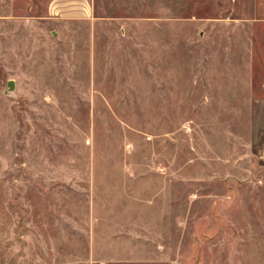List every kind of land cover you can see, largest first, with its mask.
<instances>
[{"label":"rangeland","instance_id":"rangeland-1","mask_svg":"<svg viewBox=\"0 0 264 264\" xmlns=\"http://www.w3.org/2000/svg\"><path fill=\"white\" fill-rule=\"evenodd\" d=\"M0 264H264V0H0Z\"/></svg>","mask_w":264,"mask_h":264},{"label":"crops","instance_id":"crops-1","mask_svg":"<svg viewBox=\"0 0 264 264\" xmlns=\"http://www.w3.org/2000/svg\"><path fill=\"white\" fill-rule=\"evenodd\" d=\"M84 1L87 0H52V6H59L60 4H66V3H71V2H75V3H84ZM79 5H77L76 7H78Z\"/></svg>","mask_w":264,"mask_h":264},{"label":"water","instance_id":"water-1","mask_svg":"<svg viewBox=\"0 0 264 264\" xmlns=\"http://www.w3.org/2000/svg\"><path fill=\"white\" fill-rule=\"evenodd\" d=\"M6 85H7L8 91H10L14 87V81L10 79L7 81Z\"/></svg>","mask_w":264,"mask_h":264}]
</instances>
